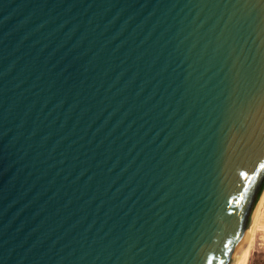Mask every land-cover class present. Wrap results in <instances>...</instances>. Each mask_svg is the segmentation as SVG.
<instances>
[{
    "label": "water",
    "instance_id": "95a60500",
    "mask_svg": "<svg viewBox=\"0 0 264 264\" xmlns=\"http://www.w3.org/2000/svg\"><path fill=\"white\" fill-rule=\"evenodd\" d=\"M262 114L264 0H0V264H232Z\"/></svg>",
    "mask_w": 264,
    "mask_h": 264
},
{
    "label": "snow or ice",
    "instance_id": "6c2138e0",
    "mask_svg": "<svg viewBox=\"0 0 264 264\" xmlns=\"http://www.w3.org/2000/svg\"><path fill=\"white\" fill-rule=\"evenodd\" d=\"M261 135L264 136V114L261 116ZM227 159L225 161L224 168H235L237 172V178L243 183V192L239 196L237 203L243 202V208L241 209V220L245 222L250 218L251 214L256 211V206L260 203V192H264V176L261 173L264 172V147L258 151H249L245 155L235 158L226 152ZM242 160H253L254 167L249 171L242 170L243 165L239 162ZM245 193H248L245 196ZM261 220L264 222V208L261 209ZM204 259L207 264H214V257L205 255ZM223 264V261H221Z\"/></svg>",
    "mask_w": 264,
    "mask_h": 264
},
{
    "label": "bare ground",
    "instance_id": "6f19581e",
    "mask_svg": "<svg viewBox=\"0 0 264 264\" xmlns=\"http://www.w3.org/2000/svg\"><path fill=\"white\" fill-rule=\"evenodd\" d=\"M264 208V192L260 196V203L256 206V211L253 213L251 225L247 236L238 250L235 259L232 264H247L249 251L253 242L254 233L257 227L258 219L261 216V209Z\"/></svg>",
    "mask_w": 264,
    "mask_h": 264
},
{
    "label": "rangeland",
    "instance_id": "374dc122",
    "mask_svg": "<svg viewBox=\"0 0 264 264\" xmlns=\"http://www.w3.org/2000/svg\"><path fill=\"white\" fill-rule=\"evenodd\" d=\"M247 264H264V222L258 219Z\"/></svg>",
    "mask_w": 264,
    "mask_h": 264
}]
</instances>
